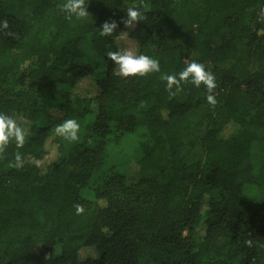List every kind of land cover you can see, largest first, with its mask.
I'll return each mask as SVG.
<instances>
[{"label": "trees", "instance_id": "1", "mask_svg": "<svg viewBox=\"0 0 264 264\" xmlns=\"http://www.w3.org/2000/svg\"><path fill=\"white\" fill-rule=\"evenodd\" d=\"M64 2L0 0V112L28 131L0 159V264H264L248 193H264V0H88L71 22ZM141 4L124 39L99 36ZM122 48L161 72L113 75ZM189 60L214 74L215 107L204 86L165 90ZM67 118L77 142L54 134Z\"/></svg>", "mask_w": 264, "mask_h": 264}, {"label": "clouds", "instance_id": "2", "mask_svg": "<svg viewBox=\"0 0 264 264\" xmlns=\"http://www.w3.org/2000/svg\"><path fill=\"white\" fill-rule=\"evenodd\" d=\"M88 3V0H65L59 7L65 13V19L71 22L73 17L77 20H83L90 15L87 10ZM141 7L142 4L126 9L125 17L119 23L123 24L124 28L128 31H123L119 35H116L115 33L119 24L115 20H106L101 24L99 36L110 37L115 35L118 39L126 37L129 31L134 30L142 19H146L141 11ZM257 15L259 22L264 23V7L260 8ZM8 28L9 23L7 19L0 21V30H7ZM6 34L9 36L14 35L12 32H6ZM106 57L114 64L113 75L117 77H146L149 74L161 72L158 59L145 54H138L132 48H122L115 51L109 50L106 53ZM160 78L166 82L165 90L169 93L170 97H174L178 92L182 91V85L191 84L196 88L204 86L207 91V103L212 107H215L217 104L214 94L217 88L216 78L203 63L195 60L186 61L185 67L179 73H162ZM80 127V123L76 119L67 118L57 124L53 131L57 137L74 143L80 138ZM27 136V129L22 127L15 117L0 112V159L4 158V154L10 143L14 142L18 149L23 148ZM33 163L39 166L40 161L34 160ZM9 166L15 168H22L24 166V159L19 151L14 154V162H10ZM73 207L77 215L83 214V205L75 204ZM246 243L248 246L252 245L251 240L246 241Z\"/></svg>", "mask_w": 264, "mask_h": 264}, {"label": "rangeland", "instance_id": "3", "mask_svg": "<svg viewBox=\"0 0 264 264\" xmlns=\"http://www.w3.org/2000/svg\"><path fill=\"white\" fill-rule=\"evenodd\" d=\"M125 38V37H124ZM124 38H122V39H124ZM132 157H133V154H132ZM134 159V158H133ZM132 159V160H133ZM248 193L249 194H252L251 196L253 197V198H255L256 200H261V201H264V193H261V194H255V192L253 191V189H251V188H249L248 189ZM85 255H87V253H85Z\"/></svg>", "mask_w": 264, "mask_h": 264}]
</instances>
